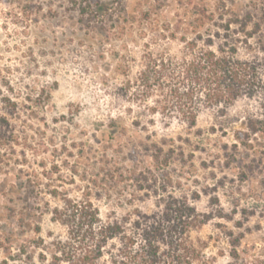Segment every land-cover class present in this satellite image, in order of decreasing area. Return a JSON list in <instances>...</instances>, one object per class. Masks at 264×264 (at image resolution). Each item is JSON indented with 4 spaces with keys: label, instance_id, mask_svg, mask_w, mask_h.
I'll use <instances>...</instances> for the list:
<instances>
[{
    "label": "rangeland",
    "instance_id": "obj_1",
    "mask_svg": "<svg viewBox=\"0 0 264 264\" xmlns=\"http://www.w3.org/2000/svg\"><path fill=\"white\" fill-rule=\"evenodd\" d=\"M235 1L239 12L251 7ZM218 4L0 0V125L10 142L0 149V264H72L57 215L67 199L93 201L106 221L153 214L171 197L202 215L191 240L209 264H264V135L250 132L261 100L204 109L190 128L132 98L146 56H182L186 41L216 29L203 14ZM255 42L264 62V34ZM120 248L112 241L99 263Z\"/></svg>",
    "mask_w": 264,
    "mask_h": 264
},
{
    "label": "trees",
    "instance_id": "obj_2",
    "mask_svg": "<svg viewBox=\"0 0 264 264\" xmlns=\"http://www.w3.org/2000/svg\"><path fill=\"white\" fill-rule=\"evenodd\" d=\"M225 1L218 0L216 10L203 14L216 29L186 41L182 56H146L132 93L143 104L142 112L165 122L179 118L194 128L204 109L225 112L242 99L257 98L264 108L262 46L255 42L264 34V0H251L245 12L237 10L235 0L229 8ZM103 11L108 9L97 10ZM3 130L0 125V149L10 143ZM250 132L264 135V112ZM57 215L70 229L71 248L64 252L72 264H100L114 240H120L121 248L111 264H209L191 240L192 231L205 222L187 200L171 197L153 214L137 211L133 217L105 221L93 201L67 199Z\"/></svg>",
    "mask_w": 264,
    "mask_h": 264
}]
</instances>
